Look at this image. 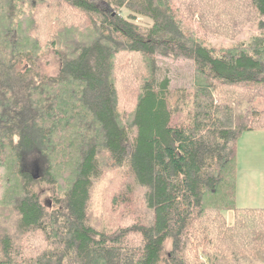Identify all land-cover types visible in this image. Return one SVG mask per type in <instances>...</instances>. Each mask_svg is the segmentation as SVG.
<instances>
[{"label":"trees","instance_id":"16d2710c","mask_svg":"<svg viewBox=\"0 0 264 264\" xmlns=\"http://www.w3.org/2000/svg\"><path fill=\"white\" fill-rule=\"evenodd\" d=\"M172 2L0 0V264H218L264 252V207L236 204L238 138L264 129L254 104L264 0H176L202 37ZM250 25L262 31L211 43ZM158 55L190 60L191 86L160 78ZM123 165L151 216L121 195L109 231L92 221V188Z\"/></svg>","mask_w":264,"mask_h":264},{"label":"rangeland","instance_id":"374dc122","mask_svg":"<svg viewBox=\"0 0 264 264\" xmlns=\"http://www.w3.org/2000/svg\"><path fill=\"white\" fill-rule=\"evenodd\" d=\"M177 2L173 0L171 7L175 16L181 20L184 29L193 31L198 37H202L203 32L199 28L195 18H185L176 11ZM195 17V16H194ZM142 25L149 24L144 18L136 21ZM264 30V29H263ZM262 30L256 29L252 25L246 27L239 38L235 40H216L212 44H223L230 46L242 37ZM45 67L49 74H55L58 70V57L52 52L45 55ZM157 74L161 78L166 76L170 80L172 87L188 88L192 84L193 67L192 62L185 58L171 59L158 55ZM125 94L127 92L124 91ZM129 96V95H127ZM122 101V98H121ZM125 108H128L130 99L123 96ZM254 104L264 109V97L257 99ZM35 176L38 175L34 169ZM130 197L129 208L139 215L140 218L149 219L151 212L144 204L142 189L134 185L132 175L125 165L119 167H106L99 178L94 182L91 194V214L94 223L101 222L109 231L114 230L118 223L122 211L125 209L124 203H118L119 196ZM116 197V199H114ZM236 204L245 207H261L264 205V129H253L245 131L237 141V180H236ZM224 215L228 223L233 220V212L227 210ZM232 220H231V217ZM100 225V226H101ZM199 254L201 249L198 250ZM255 257H222L218 264H264V252L254 254ZM205 259L204 257H202Z\"/></svg>","mask_w":264,"mask_h":264},{"label":"crops","instance_id":"0c3cea01","mask_svg":"<svg viewBox=\"0 0 264 264\" xmlns=\"http://www.w3.org/2000/svg\"><path fill=\"white\" fill-rule=\"evenodd\" d=\"M261 207H264V205H261ZM231 217V216H230ZM231 220H232V217H231Z\"/></svg>","mask_w":264,"mask_h":264}]
</instances>
